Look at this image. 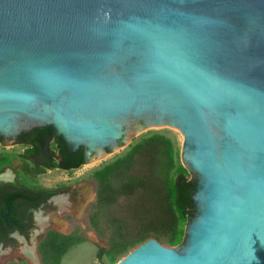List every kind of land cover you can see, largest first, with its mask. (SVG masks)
Segmentation results:
<instances>
[{"label": "water", "instance_id": "95a60500", "mask_svg": "<svg viewBox=\"0 0 264 264\" xmlns=\"http://www.w3.org/2000/svg\"><path fill=\"white\" fill-rule=\"evenodd\" d=\"M46 124L86 162L183 132L187 248L150 238L116 264H264V0H0L2 143Z\"/></svg>", "mask_w": 264, "mask_h": 264}, {"label": "trees", "instance_id": "16d2710c", "mask_svg": "<svg viewBox=\"0 0 264 264\" xmlns=\"http://www.w3.org/2000/svg\"><path fill=\"white\" fill-rule=\"evenodd\" d=\"M45 130H48V134L54 133L51 126ZM36 131L38 135L39 130ZM56 143L61 161H55L50 167L71 169L79 168L86 163L83 147L70 152L61 136H57ZM38 149L39 145L35 144V148L30 151L36 153ZM175 154L171 139L163 134L153 133L133 145L125 156L94 172L97 198L90 222L96 230L100 229L98 214L104 207L119 204L127 196H134L131 199L133 213L130 215L114 216L109 211H103V215L108 217L114 226L111 229L113 238L109 239L110 246L119 255L151 236L163 241L168 231L174 232L177 238L175 241L171 239L166 241L178 243L182 240V225L194 213L192 192L195 189V182L188 180L182 173L174 176L176 170L184 171L183 166H176ZM52 156L55 160V152ZM7 224L11 229L26 232L27 227L17 218L7 222L0 219V228ZM137 227L141 231L135 233ZM84 239L78 229L70 233L50 229L40 244L42 260L47 264H60L64 255ZM103 254L104 252L100 251L97 257L101 258Z\"/></svg>", "mask_w": 264, "mask_h": 264}, {"label": "rangeland", "instance_id": "374dc122", "mask_svg": "<svg viewBox=\"0 0 264 264\" xmlns=\"http://www.w3.org/2000/svg\"><path fill=\"white\" fill-rule=\"evenodd\" d=\"M221 134L219 129H216ZM153 133L163 134L172 140L175 147L176 166H183L184 171L176 170L174 176L179 173L184 174L188 180L195 182V189L192 195L198 194V188L201 186V176L191 170L188 163L183 158L184 150V134L178 127L159 125L145 127L139 131L131 140L119 147L114 152L104 155L100 158L86 162L83 166L72 170L49 169L42 174H34L32 176L25 175L20 172V178L29 184H42L47 187L55 188L57 193L53 196L47 205L38 207L34 212V221L32 227L28 230V235H19L17 232L13 234L14 242L12 246L3 249L4 244H0V264H47L42 260L40 245L37 247V236L44 235V232L50 228L62 233H70L76 229L84 236V241L73 246L70 251L64 255L60 264H116L132 250L138 243L119 255L112 250L110 238H113L111 229L114 228L109 218L103 215V211H109L114 216L130 215L133 213L131 199L134 196H127L119 204L106 206L98 214L100 219L99 230L95 229L90 222V215L93 205L97 198V181L94 172L106 166L108 163L117 158L125 156L131 147L143 139L151 136ZM10 144H0V151L9 147ZM23 145H15L13 150L14 160L16 164H20L23 152ZM10 170L0 174V178L9 175ZM203 202L194 200V213L183 223L182 240L178 243L166 241L176 240L177 235L168 231L164 237L165 240L160 241L164 245L174 248L181 252L188 246V229L198 219L202 211ZM131 219V218H128ZM132 223H135L132 221ZM141 231L138 227L135 233ZM111 236V237H110ZM169 237V238H168ZM150 238H156L151 236ZM157 239V238H156ZM100 251L104 254L101 258L97 255Z\"/></svg>", "mask_w": 264, "mask_h": 264}, {"label": "flooded vegetation", "instance_id": "af4514ba", "mask_svg": "<svg viewBox=\"0 0 264 264\" xmlns=\"http://www.w3.org/2000/svg\"><path fill=\"white\" fill-rule=\"evenodd\" d=\"M50 126L53 128L52 125L46 124L44 126L32 127L27 131H22L15 139L10 138L12 143L9 147L4 146L6 149L0 151V174L8 169L10 170L9 175L0 178V219L7 222V220L17 218L27 227L26 232L24 233L16 228L11 229L9 224L0 228V244H4L3 249L12 246L14 242L13 234L15 232L19 235H24L25 237L28 235V230L32 227L34 221L35 210L40 206L47 205L49 200L57 193L55 188L47 187L42 184L39 185L38 183L34 185L26 183L20 178V172L32 176L34 174H42L49 169H75L50 167L55 161H61L56 143L57 136L59 135L55 128L54 133L52 134H48V130H45V128ZM37 129L39 130L38 135L36 131ZM4 140L3 135H0V144H2ZM35 144L40 147L36 153L30 151L32 148H35ZM15 145L24 146L23 152L20 154V164H16L14 160L12 148ZM53 152H55V160L52 156ZM49 230L50 228L44 232V235L37 236V247H39Z\"/></svg>", "mask_w": 264, "mask_h": 264}]
</instances>
